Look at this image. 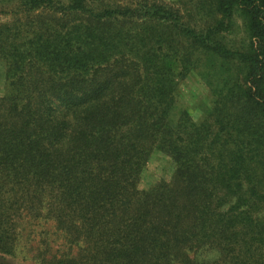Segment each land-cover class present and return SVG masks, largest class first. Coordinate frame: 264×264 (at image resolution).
<instances>
[{"label":"trees","instance_id":"1","mask_svg":"<svg viewBox=\"0 0 264 264\" xmlns=\"http://www.w3.org/2000/svg\"><path fill=\"white\" fill-rule=\"evenodd\" d=\"M6 1L0 255L46 215L72 251L41 264H264V0ZM193 71L198 121L177 101ZM154 150L174 171L143 190Z\"/></svg>","mask_w":264,"mask_h":264},{"label":"rangeland","instance_id":"2","mask_svg":"<svg viewBox=\"0 0 264 264\" xmlns=\"http://www.w3.org/2000/svg\"><path fill=\"white\" fill-rule=\"evenodd\" d=\"M164 1L182 8L198 4L197 0ZM8 5H10L8 1L0 0V23L11 21L12 16L8 13ZM234 20V27L224 32L223 36L229 46H241L246 43L247 35L238 14H235ZM209 88L196 71L190 72L178 87V108L187 109L195 121L200 120L212 101ZM6 90V64L0 59V96ZM173 171L174 165L171 157L161 151L154 150L141 175L139 188L146 190L160 180L169 181ZM18 232L19 240L15 252L0 255V264H41L42 256L50 258L53 255L59 256L72 251L64 233L56 227L54 220L46 215L34 218L27 216L21 219ZM211 255L212 253H208L207 256Z\"/></svg>","mask_w":264,"mask_h":264}]
</instances>
